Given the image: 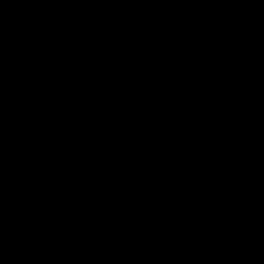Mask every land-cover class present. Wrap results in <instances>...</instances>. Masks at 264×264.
<instances>
[{"label":"water","instance_id":"95a60500","mask_svg":"<svg viewBox=\"0 0 264 264\" xmlns=\"http://www.w3.org/2000/svg\"><path fill=\"white\" fill-rule=\"evenodd\" d=\"M0 264H264V0H0Z\"/></svg>","mask_w":264,"mask_h":264}]
</instances>
